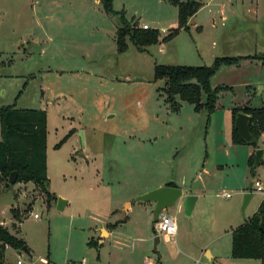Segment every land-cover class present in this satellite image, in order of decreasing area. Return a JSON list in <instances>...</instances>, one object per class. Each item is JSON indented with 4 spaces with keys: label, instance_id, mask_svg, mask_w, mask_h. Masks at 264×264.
Returning <instances> with one entry per match:
<instances>
[{
    "label": "rangeland",
    "instance_id": "374dc122",
    "mask_svg": "<svg viewBox=\"0 0 264 264\" xmlns=\"http://www.w3.org/2000/svg\"><path fill=\"white\" fill-rule=\"evenodd\" d=\"M199 1L203 6L188 31L142 52L127 41V50L118 53L119 15L104 12L100 3L0 0V107L46 111V190L56 199L48 203L33 184L0 188V219L28 251L7 250L3 264L41 258L48 264H159L162 252L169 254L163 264H193L189 247L207 243V236L229 240L230 226L242 223L263 199L264 193L255 192L243 209L242 199L236 207L240 222L230 224L223 219L236 198L230 187L224 188L230 199L216 195L222 188L199 191L190 215L168 208L164 212L175 218L183 247L162 237L155 246L154 208L136 201L145 188L167 179L184 177L185 189L195 191L197 172L224 163L219 152L229 144L232 110L249 99L250 107L264 104V95H257L264 86V0ZM113 9L162 34L177 27V8L169 0H113ZM217 57L242 59L211 78V88H223L214 113L194 112L185 102L173 112L165 81L154 80L155 65L210 66ZM255 170L264 188V165ZM59 199L66 202L63 209ZM12 205H18L20 221L13 219ZM129 206L126 225L119 223L107 239L105 229L125 220ZM90 240L104 243L90 247Z\"/></svg>",
    "mask_w": 264,
    "mask_h": 264
},
{
    "label": "trees",
    "instance_id": "16d2710c",
    "mask_svg": "<svg viewBox=\"0 0 264 264\" xmlns=\"http://www.w3.org/2000/svg\"><path fill=\"white\" fill-rule=\"evenodd\" d=\"M177 8V27L163 35L156 28H142L134 19L128 20L122 12L113 9V0H99L104 12L117 14L120 19L115 35L116 50L123 53L129 41L138 51L146 47L171 41L181 30L188 31V20L202 7L199 0H169ZM240 57H217L210 66L155 65L154 80L165 81L166 102L173 112L180 110L181 102L193 106L194 112L205 111L208 116L216 109L218 94L222 87L211 88L210 80L221 66L237 64ZM245 59V58H244ZM227 88V87H226ZM250 117L248 131L250 141H245L234 127L236 116L240 113ZM264 134V104L260 107L244 106L232 110L231 142L235 145H248L254 150L260 148L259 140ZM0 183L8 184L11 173H17L16 183H32L42 190L49 201L55 196L47 190V113L44 110L17 109L11 106L0 107ZM65 138L55 145L59 148ZM255 155L248 160L250 173L254 176ZM173 186V184H167ZM13 219L19 220L18 212L10 209ZM22 214V213H21ZM118 223L113 224L116 227ZM14 224V223H13ZM88 246H97L90 240ZM14 250L25 248V242L13 235L8 228L0 226V264L4 263L6 248ZM231 258L253 259L264 264V198L256 212L231 233ZM30 264H48L30 263Z\"/></svg>",
    "mask_w": 264,
    "mask_h": 264
},
{
    "label": "crops",
    "instance_id": "0c3cea01",
    "mask_svg": "<svg viewBox=\"0 0 264 264\" xmlns=\"http://www.w3.org/2000/svg\"><path fill=\"white\" fill-rule=\"evenodd\" d=\"M88 1H93L96 4L99 3V0H88ZM197 14H198V12L194 16H192L188 20V22L190 20H192L193 18H195ZM143 25L147 26V24H145V23ZM187 25H188V23H187ZM194 26H195V29L197 31H201V32L204 31L203 27L196 26V24ZM165 34L166 33H163V35H165ZM235 65H237V64H235ZM231 66H233V65H231ZM221 67H225V66H221ZM260 87H261V91H260V93L257 92L258 96L264 95V86L261 85ZM254 93H256V92H254ZM244 106H250V99L245 103V105H243V107ZM17 109H30V108H17ZM35 110H42V109H35ZM47 126H48V117H47ZM231 129H232V126H230L229 144L225 143V144L220 146L222 149L219 153L221 155V153L223 151L222 156L224 157V159H223L224 163L220 164V163H217L218 161H216V163L212 166V168L206 169V167H203L201 171L197 172L195 174V177H192V179H193L192 182L199 184V187L195 191L185 189L184 177H179L178 179L162 180L161 182L157 183L153 187L145 188L139 194L141 195V194L147 193L151 190H154L155 188L167 186V184H173V186H170V187H177V188L181 189L183 196L193 195L196 197V201L194 203V207H195L197 201L200 198L199 191L202 190V192H203L204 189L207 188V192L210 193V192L217 191L218 188H222V191L226 192L224 190V188L230 187V189L233 191L236 198L231 201V204L229 207H225L224 212H223V219H224V223L230 224V223L234 222L237 219L236 207H238L239 204L241 203L244 194L249 193V192L251 193V197L248 199L245 207L246 206L248 207L254 198V193L256 191L253 188V186H252V189H249V185L251 183H253V181H255V180H258L261 183V180L256 178V170H254V176L251 175L250 168L248 165V160H249L250 156L253 154L255 155L256 150H254L251 146H248V145H235V144H233L231 142ZM0 140H1V135H0ZM216 146L217 145H214V147H216ZM46 154H47V149H46ZM261 159H262V162L264 165V153H263V156L261 157ZM46 163H47V158H46ZM213 167H215L216 170H214ZM195 168H197V167H195ZM236 168L240 169L239 175H236L233 171ZM30 184H32V183H21V186L25 187V186H28ZM8 187L9 186L7 184L0 183V188H8ZM226 193H228V192H226ZM228 194L230 195V193H228ZM216 195L219 196L220 198H222L220 196L219 191ZM207 197L209 198L210 194L207 195ZM230 198L231 197H229L227 199H230ZM262 200L263 199H259L257 201L256 207H253L251 209L250 214L247 215V218L244 219V221L247 220L248 218H250L256 212L255 209L258 208V206ZM146 203H150V209L155 207L154 202H145L144 204H146ZM175 206L177 208V212L184 209L182 200L179 201V203H177ZM17 207H18V205H16V206L12 205L9 208V210L10 209L16 210ZM131 208H132V206H129V210L127 211V217L125 220L120 221L121 224L123 223L126 225V223L128 221V213L131 212V210H132ZM151 212L153 213V210ZM162 213L167 214L164 211ZM20 214H21V211H20ZM244 221L241 223L239 221V219H237V222H240V223H237L238 225H235L236 226L235 228H237L239 225L243 224ZM111 225H113V224H111ZM0 226H3V227L6 226V223L3 219H0ZM177 227H178V225H177ZM112 228H115V227H112ZM112 228H110V227L107 229L104 228L106 230V233H107V236H106L107 239L110 238V236L113 235V232L116 230V228L115 229H112ZM235 228L230 226L231 233ZM99 231L101 233L102 229L99 228ZM176 238H178L177 241H176ZM221 238H222L221 235L220 236L213 235L211 237L207 236V243L201 241L194 248H192V246L189 247L188 249H190V251H191L190 254L192 256L190 255L191 256L190 259L192 260V262L194 260L195 264H260V262L258 260L233 259V258H231V237L229 238V240L224 239L223 242H221ZM163 240L165 243H173V244H175V246L178 243L179 245L181 244L183 247V242L181 240V236H180L178 229H177L176 236L173 237L172 240L166 241V239H164V238H163ZM98 242L100 243V245H102L104 243V240L97 241V244H98ZM220 243L223 244V251L221 249ZM120 245H121V243H120ZM9 249H11V248L7 247L6 251ZM168 255L169 254L168 253L166 254V252H162L161 254H158V263L163 264L162 263L163 262L162 261L163 256L168 258ZM29 257H30V260H32L33 256L29 255ZM203 258L206 259V262H204V263H203ZM46 262H47V260L44 258H41L39 260V263H46ZM143 262L144 261H142L141 264H144ZM33 263H35V262H33ZM16 264H24V262L21 260H17ZM128 264H133V262L132 263L130 262ZM174 264H182V262L180 260H178V261H175Z\"/></svg>",
    "mask_w": 264,
    "mask_h": 264
},
{
    "label": "water",
    "instance_id": "95a60500",
    "mask_svg": "<svg viewBox=\"0 0 264 264\" xmlns=\"http://www.w3.org/2000/svg\"><path fill=\"white\" fill-rule=\"evenodd\" d=\"M261 87H259L258 93H260ZM250 117L247 116L246 114L239 113L236 116V119L234 121V127L238 130L240 136L242 139L245 141H250L251 137L249 135L248 131V121ZM264 151L262 149H257L255 152V164L258 165L259 160L263 156ZM17 180V173L13 172L10 174L9 179H8V186L13 185L16 183ZM249 189H252V183L249 185ZM251 197V193H246L243 196V204H242V209L245 207L248 199ZM183 202V206L185 209L186 215H190L194 203L196 201V197L193 195H186L183 196V193L181 189L177 187H170V186H163L156 188L154 190H151L147 193H144L136 198V201L138 202H154L155 207L153 211V217L156 219L157 216L165 211L168 208L174 207L179 201ZM66 202L62 199L58 200L57 206L58 209H63L65 206ZM160 241V237L158 235L155 236L154 238V245L156 246ZM24 251L28 253L26 248H23Z\"/></svg>",
    "mask_w": 264,
    "mask_h": 264
},
{
    "label": "built area",
    "instance_id": "2783aa9c",
    "mask_svg": "<svg viewBox=\"0 0 264 264\" xmlns=\"http://www.w3.org/2000/svg\"><path fill=\"white\" fill-rule=\"evenodd\" d=\"M148 26L143 25L142 28L146 29ZM264 138V134L262 135ZM264 151V147L262 148ZM253 188L256 192L264 193V188L262 187L261 183L258 180L253 181L252 183ZM220 196L222 198H229L230 195L226 192H221ZM35 219H38V216L35 214L33 215ZM153 230L155 235L159 237H163L166 241L172 240L173 237L177 234V223L174 217L161 213L154 221ZM79 264H86L85 260H82ZM144 264H150L147 260H145Z\"/></svg>",
    "mask_w": 264,
    "mask_h": 264
}]
</instances>
